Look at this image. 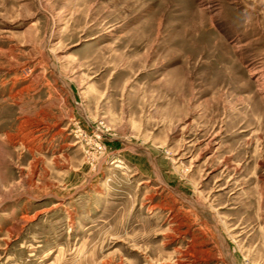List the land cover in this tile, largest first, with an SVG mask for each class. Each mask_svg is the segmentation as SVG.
<instances>
[{
	"label": "rangeland",
	"instance_id": "374dc122",
	"mask_svg": "<svg viewBox=\"0 0 264 264\" xmlns=\"http://www.w3.org/2000/svg\"><path fill=\"white\" fill-rule=\"evenodd\" d=\"M0 264H264V0H0Z\"/></svg>",
	"mask_w": 264,
	"mask_h": 264
}]
</instances>
